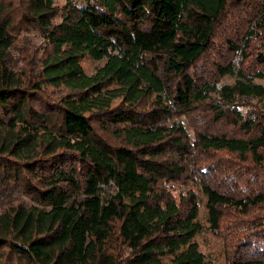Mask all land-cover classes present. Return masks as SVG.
Instances as JSON below:
<instances>
[{
	"label": "trees",
	"instance_id": "1",
	"mask_svg": "<svg viewBox=\"0 0 264 264\" xmlns=\"http://www.w3.org/2000/svg\"><path fill=\"white\" fill-rule=\"evenodd\" d=\"M27 29L46 47L14 66ZM255 79L264 0H0V264H215L197 236L264 205ZM248 234L228 264H264Z\"/></svg>",
	"mask_w": 264,
	"mask_h": 264
},
{
	"label": "rangeland",
	"instance_id": "2",
	"mask_svg": "<svg viewBox=\"0 0 264 264\" xmlns=\"http://www.w3.org/2000/svg\"><path fill=\"white\" fill-rule=\"evenodd\" d=\"M53 1L54 4L60 7L64 3V0H53ZM228 19L229 20L225 21L220 29L222 34L226 32L233 33L231 29L238 28L239 27L238 22L242 23L240 20H242L244 23L243 15L230 13V15H228ZM24 31L27 32H22L21 34H19V38L23 42V44H21L22 46L19 47L20 52L18 50L17 51L11 50L10 52L11 64H13L14 66L15 64H17L16 66L21 65L22 63L21 60L23 58V55L27 56L28 54H32L35 55L36 57L43 55L44 49L46 47V43L44 42L43 37L40 34L33 31L32 29H27ZM230 55L231 54H229L227 57H229ZM218 57H219L218 52L216 51L215 48L211 51L210 59L215 60ZM237 60L239 61V59ZM242 62L245 68L253 65L251 59L243 60ZM101 63L102 61H92L90 59H84L82 61V64L87 73H91L97 66H100ZM210 64H207L206 66L203 67H198L195 71L198 72V75H200L201 77L203 76L210 77V73L208 71L210 70L208 67ZM208 73L209 75H207ZM254 81L264 85V80L262 79H255ZM231 83H233V78L230 75H225L224 77H220L218 82L219 86L222 84H231ZM115 94H116L115 92H110L109 95L114 98ZM117 101H118L117 98L113 99V103ZM253 102L252 101L249 102L250 107L254 106L255 103ZM240 109L242 110V112H244L247 109V107L241 106ZM250 110L252 109H249L248 111ZM198 113L201 117L206 116V113L204 112L197 111L196 114ZM204 124H206L207 128H213L214 130L220 129V130L230 131L229 128H226L223 124L217 123L212 119L211 121L207 120L206 123ZM189 132L190 133L194 132V129L189 128ZM204 214L205 212L201 210L202 221H205ZM263 225H264V205L258 208H253L248 214H244V215L236 211L226 209L224 218L221 221L220 229L217 232H212L209 229H205L202 233H200L197 236V241L199 243L200 249L209 258H211L215 264H228L227 257L229 256V252H230L229 248L231 249L236 244L235 240L233 241L232 239L238 238L237 242H239V244H241L242 241L245 242L251 241L250 240L251 237L249 236L248 233H262L264 231V227H262ZM252 248L253 247H248V249H252Z\"/></svg>",
	"mask_w": 264,
	"mask_h": 264
}]
</instances>
